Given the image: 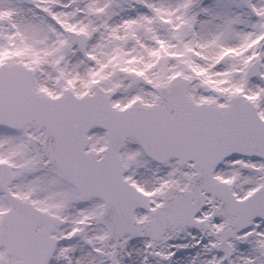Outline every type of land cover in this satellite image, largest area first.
<instances>
[{
    "label": "snow or ice",
    "instance_id": "snow-or-ice-1",
    "mask_svg": "<svg viewBox=\"0 0 264 264\" xmlns=\"http://www.w3.org/2000/svg\"><path fill=\"white\" fill-rule=\"evenodd\" d=\"M0 264H264V0H0Z\"/></svg>",
    "mask_w": 264,
    "mask_h": 264
}]
</instances>
